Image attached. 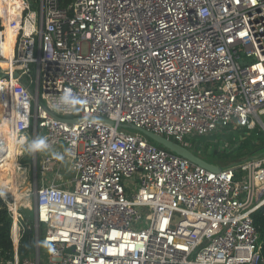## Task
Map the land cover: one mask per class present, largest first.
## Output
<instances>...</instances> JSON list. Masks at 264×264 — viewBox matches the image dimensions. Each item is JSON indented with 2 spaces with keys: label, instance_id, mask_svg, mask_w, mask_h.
<instances>
[{
  "label": "built area",
  "instance_id": "built-area-1",
  "mask_svg": "<svg viewBox=\"0 0 264 264\" xmlns=\"http://www.w3.org/2000/svg\"><path fill=\"white\" fill-rule=\"evenodd\" d=\"M0 81L11 132L51 145L28 165L22 259L31 226L0 189L12 219L0 264H264L252 219L264 157L212 172L121 127L200 158L196 138L264 127V0H0ZM66 89L84 103L54 110ZM66 160V185L49 181Z\"/></svg>",
  "mask_w": 264,
  "mask_h": 264
},
{
  "label": "trees",
  "instance_id": "trees-1",
  "mask_svg": "<svg viewBox=\"0 0 264 264\" xmlns=\"http://www.w3.org/2000/svg\"><path fill=\"white\" fill-rule=\"evenodd\" d=\"M60 8L66 9L74 0H57ZM6 41L4 42V49L7 51L10 42L12 33H10L9 29L6 28ZM2 82V81H0ZM5 90L4 96L1 101L0 107V115L3 112L5 107V92L6 85L2 82ZM2 126V125H1ZM0 126V129H1ZM1 134L7 142L8 151H3L0 147V189L3 193L11 195L16 190H18L25 182V171L17 169V163L14 158V136L4 129L1 130ZM223 137H226L230 143L225 142ZM195 147L194 150L201 156L206 162L210 164L213 163V159H217L226 163L231 158L240 157L237 160V164L240 161H244L249 159L252 153L257 151L259 148L262 150L264 138L262 136H258L256 131H251L249 133H245L243 130L234 131V130H224L210 137H199L194 139ZM229 145L227 149L225 143ZM224 146L222 147V145ZM201 146V148H199ZM229 149H234L235 152L231 153ZM247 157V158H245ZM245 158V159H244ZM252 158V157H251ZM234 159V158H233ZM244 159V160H243ZM241 161V162H242ZM236 163V162H235ZM227 167V166H224ZM238 174V173H237ZM253 223L256 226L259 234H260V243L262 247V254L264 256V204L252 215ZM29 221L33 222V219L30 218ZM11 226L12 219L7 211L5 203L0 198V262L6 261L12 258V241H11ZM43 230L40 229V236H42ZM33 230H26L21 238L18 254L22 259L33 249Z\"/></svg>",
  "mask_w": 264,
  "mask_h": 264
},
{
  "label": "rangeland",
  "instance_id": "rangeland-1",
  "mask_svg": "<svg viewBox=\"0 0 264 264\" xmlns=\"http://www.w3.org/2000/svg\"><path fill=\"white\" fill-rule=\"evenodd\" d=\"M4 90H5V87H4V85H3V83H0V105H1V101H2V99H3V96H4ZM1 107V106H0ZM260 120L262 121V123H263V125H264V115H261L260 116ZM2 122H3V119H0V125L2 124ZM130 131H132V130H130ZM234 131H237V130H234ZM253 131H256V134L260 137V136H262L263 138H264V129L262 128V126L261 125H259L258 123L256 124V126H255V128H254V130H252V132ZM0 136H1V140H2V143H1V141H0V147H3V148H1L3 151L5 150V151H8V148L6 147L7 146V144L4 142V140L2 139V135L0 134ZM23 137H28V138H30L29 136H18L17 137V139H20V138H23ZM223 140L225 141V142H228V143H230L229 142V140L226 138V137H223ZM224 142V143H225ZM150 143H152L151 141H150ZM152 144H154V143H152ZM154 145H156V144H154ZM226 145H228L227 143H225V146ZM156 146H158V145H156ZM224 146V144L222 145V147ZM263 147V149L262 150H260V148L257 150V151H255L254 153H252L251 154V156H249L250 158L251 157H257V158H262V157H264V143H263V145H262ZM158 147H160V146H158ZM227 149L229 148V145L226 147ZM230 151H232V149H229ZM196 152V151H195ZM233 152H235L234 151V149H233V151L231 152V153H233ZM14 158H15V161H16V163H17V169L18 170H23L24 169V167H26L25 169H24V171H25V178H26V181H25V184H27L28 186V192L30 193V195H32V192H33V176H34V174H35V170H34V168L33 167H31L30 169H29V167H28V165H30L31 164V162H32V154H30V153H26L25 152V156L23 157V158H19L20 156H21V153H22V150H21V148H20V146H19V144H16V147H15V150H14ZM234 158V159H233ZM233 158H231L232 160H230V161H228V162H226V163H224L223 162V159H222V161H220V160H217V159H213V163H215L216 162V166H218V167H224V166H230V165H233V164H237L238 162H237V160L240 158V157H237V158H235V157H233ZM245 158H247V157H245ZM244 158V159H245ZM243 159V160H244ZM242 161V160H241ZM240 161V162H241ZM236 162V163H235ZM19 163V164H18ZM65 165V168H62V170L63 169H65V171H64V173L66 174V175H68L69 177H71V172H69V170L68 171H66L67 169H69L68 167H66V164H64ZM215 165V164H214ZM38 172H39V169H38ZM57 175H54L53 177H56ZM33 198L32 197H30V198H27V206L26 207H23V209H22V214L25 216V221H26V223L29 225V226H31V229L30 230H33V225H34V222H32L31 223V221H29V219L30 218H32L33 219V217H34V213H33ZM34 231V233H35V230H33ZM43 232V231H42Z\"/></svg>",
  "mask_w": 264,
  "mask_h": 264
},
{
  "label": "clouds",
  "instance_id": "clouds-1",
  "mask_svg": "<svg viewBox=\"0 0 264 264\" xmlns=\"http://www.w3.org/2000/svg\"><path fill=\"white\" fill-rule=\"evenodd\" d=\"M84 103L77 95L73 94L70 89H66L63 94H61L55 102L52 104L54 110H72L75 109L77 105ZM14 144H19L21 150L26 153L35 154L38 152L50 151L51 145L46 136H37L34 138L23 137L20 139H13ZM54 159L62 161L64 155H74L71 149H66L65 154L57 153L55 151L51 152Z\"/></svg>",
  "mask_w": 264,
  "mask_h": 264
},
{
  "label": "water",
  "instance_id": "water-1",
  "mask_svg": "<svg viewBox=\"0 0 264 264\" xmlns=\"http://www.w3.org/2000/svg\"><path fill=\"white\" fill-rule=\"evenodd\" d=\"M17 75L15 74L14 77H16ZM70 122L74 121V120H69ZM121 127L123 128H127L129 130L132 131H137L140 132L142 135H144L149 141H151L152 143L167 149L168 151L176 154L177 156H180L182 158L187 159L188 161H190L192 164L201 167L203 169H206L208 171H212V172H218L219 171V167L212 165L208 162H206L205 160H203L202 158L194 155L192 152L188 151L187 149L181 147L180 145L169 141L163 137H160L158 135H155L151 132H148L146 130L143 129H138L132 125H121ZM264 129V127H262Z\"/></svg>",
  "mask_w": 264,
  "mask_h": 264
},
{
  "label": "bare ground",
  "instance_id": "bare-ground-1",
  "mask_svg": "<svg viewBox=\"0 0 264 264\" xmlns=\"http://www.w3.org/2000/svg\"><path fill=\"white\" fill-rule=\"evenodd\" d=\"M3 20H4L3 24H4V26H6V15H3ZM6 28H8V27H6ZM2 82H0V83H2ZM5 113H6V107H4L3 112L0 115V119H3V122H2L3 125L1 126L0 133H1V130L4 129L5 131L10 132L15 137V139H17V137L19 135L14 133V132H11V129L9 128L8 124L4 121ZM67 166H68V168H70V162L69 161H67ZM27 186L28 185L24 183L13 194L8 195V194H5L2 192V195L5 199H7L8 202L13 203L14 207H19V205L21 207L22 206L26 207L27 206V198H28V195H27L28 187Z\"/></svg>",
  "mask_w": 264,
  "mask_h": 264
},
{
  "label": "crops",
  "instance_id": "crops-1",
  "mask_svg": "<svg viewBox=\"0 0 264 264\" xmlns=\"http://www.w3.org/2000/svg\"><path fill=\"white\" fill-rule=\"evenodd\" d=\"M1 125H3V123H2ZM1 125H0V126H1ZM0 134H1V133H0ZM1 135H2V134H1ZM14 138H15V137H14ZM2 139L4 140V142H5L6 144L9 143V142L6 141V139H4L3 135H2ZM0 141H1V143H2L1 136H0ZM15 147H16V144H14V150H15ZM64 164H66V167H68V166H67V160L64 162ZM212 165H213V164H212ZM62 168H65V165H63V167H61V169H60V171H59L60 173H58L59 175H57L56 177H53L54 175H52L51 177H49V181H56V182H58L57 184L62 185V186L66 185V181L69 180L70 177L64 173L65 169L62 170ZM66 171H68V169H67ZM60 181H61V182H60ZM62 182H63V184H62Z\"/></svg>",
  "mask_w": 264,
  "mask_h": 264
}]
</instances>
